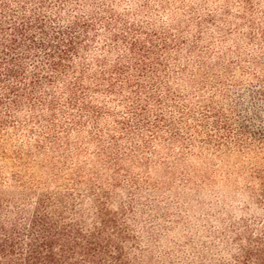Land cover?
Segmentation results:
<instances>
[{
  "label": "rangeland",
  "instance_id": "obj_1",
  "mask_svg": "<svg viewBox=\"0 0 264 264\" xmlns=\"http://www.w3.org/2000/svg\"><path fill=\"white\" fill-rule=\"evenodd\" d=\"M40 20L71 50L10 61ZM262 95L264 0H0V221L51 196L89 229L104 204L116 264H253L264 140L241 112Z\"/></svg>",
  "mask_w": 264,
  "mask_h": 264
},
{
  "label": "trees",
  "instance_id": "obj_2",
  "mask_svg": "<svg viewBox=\"0 0 264 264\" xmlns=\"http://www.w3.org/2000/svg\"><path fill=\"white\" fill-rule=\"evenodd\" d=\"M37 24V28L40 30L39 36L34 34L32 25L28 21L21 26L14 24L11 27L14 33L9 35V40L4 45V48L9 50V60L14 61L15 50L24 47V53L30 54L36 51V54H43L41 58L48 61L49 67L56 68L58 63L53 62L55 54L59 53V58L68 54L67 52L72 48L73 39L76 37L75 31H72L73 27L63 30L53 29L50 36L41 20L37 21ZM80 31L83 34L82 31L85 30ZM129 48L135 49L136 44L132 42ZM36 61L35 68L44 67V64L39 65V60ZM262 93L261 91L258 94ZM263 96L256 101L258 107L256 113L249 116L246 111H242L241 119L243 129L264 140ZM52 199L51 196L40 199L32 214L24 216L18 221L10 222L9 228L8 224L0 221V264L120 263L121 244L115 237H111L113 234L109 233V228H113L116 222L107 218L108 212H106L104 204L97 210L96 217L99 220L93 227L87 229L80 220V212H77L74 204L66 205L63 200H59L61 208H56L57 206L53 207ZM65 214L67 215L65 216ZM258 247H247L243 251L246 254L245 263L255 256V260H251L253 264H264V257L261 256L264 254V244L261 243V247Z\"/></svg>",
  "mask_w": 264,
  "mask_h": 264
}]
</instances>
